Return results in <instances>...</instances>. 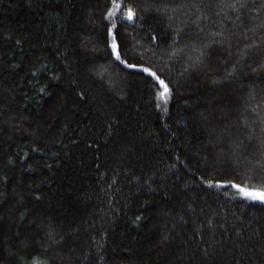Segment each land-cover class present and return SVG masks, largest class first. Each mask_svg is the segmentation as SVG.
<instances>
[{"label":"trees","instance_id":"trees-1","mask_svg":"<svg viewBox=\"0 0 264 264\" xmlns=\"http://www.w3.org/2000/svg\"><path fill=\"white\" fill-rule=\"evenodd\" d=\"M117 2L0 0V264H264V0Z\"/></svg>","mask_w":264,"mask_h":264},{"label":"snow or ice","instance_id":"snow-or-ice-1","mask_svg":"<svg viewBox=\"0 0 264 264\" xmlns=\"http://www.w3.org/2000/svg\"><path fill=\"white\" fill-rule=\"evenodd\" d=\"M122 5L117 2V0H112V7L108 9V12L106 15L108 17H112L115 15L114 9H121ZM124 12V18L131 21L134 18V10L131 7L123 8ZM116 27L115 23L112 24L111 27L108 28V35L112 36L113 39L110 43L111 48V54L112 56L119 61L121 64L125 65L127 68H139L143 73H147L149 76L153 77L159 84L162 91H159L157 95L161 98L166 100L168 98L170 89L168 85L165 83L163 79L160 78V76L157 75L155 71H153L149 67H144L143 65H137V64H131L128 63L126 60L122 59L121 52L118 50V45L116 42L115 37L113 36V29ZM155 39V37H153ZM204 183H206L208 186H213L215 184L216 187H220L223 184H230L232 187L236 188L238 191V194L245 199L251 200V201H259L262 204H264V187H249L246 184L241 185L237 184L232 180H205Z\"/></svg>","mask_w":264,"mask_h":264}]
</instances>
